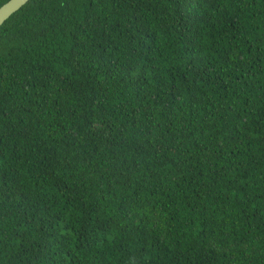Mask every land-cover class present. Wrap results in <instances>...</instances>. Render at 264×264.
I'll return each mask as SVG.
<instances>
[{
    "label": "trees",
    "instance_id": "1",
    "mask_svg": "<svg viewBox=\"0 0 264 264\" xmlns=\"http://www.w3.org/2000/svg\"><path fill=\"white\" fill-rule=\"evenodd\" d=\"M0 264H264V0L13 13Z\"/></svg>",
    "mask_w": 264,
    "mask_h": 264
},
{
    "label": "water",
    "instance_id": "2",
    "mask_svg": "<svg viewBox=\"0 0 264 264\" xmlns=\"http://www.w3.org/2000/svg\"><path fill=\"white\" fill-rule=\"evenodd\" d=\"M29 0H9L0 7V26Z\"/></svg>",
    "mask_w": 264,
    "mask_h": 264
}]
</instances>
